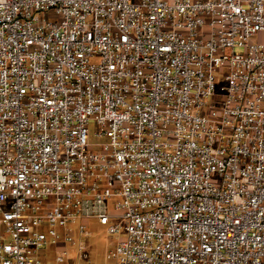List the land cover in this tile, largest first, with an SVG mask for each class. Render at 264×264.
<instances>
[{
  "label": "built area",
  "instance_id": "obj_1",
  "mask_svg": "<svg viewBox=\"0 0 264 264\" xmlns=\"http://www.w3.org/2000/svg\"><path fill=\"white\" fill-rule=\"evenodd\" d=\"M91 223L110 264H264V0H0V264Z\"/></svg>",
  "mask_w": 264,
  "mask_h": 264
},
{
  "label": "rangeland",
  "instance_id": "obj_2",
  "mask_svg": "<svg viewBox=\"0 0 264 264\" xmlns=\"http://www.w3.org/2000/svg\"><path fill=\"white\" fill-rule=\"evenodd\" d=\"M74 239L77 241V237ZM83 242L87 246L83 254L78 252L77 244L67 243V252L63 254L65 258L63 264H110L105 254L107 249L113 246L114 240L107 237L104 227L96 223H91L89 226V235L83 239ZM57 254H62V251L57 252ZM52 256V249L47 248L45 258L49 259L48 262L50 264L53 263V261H50Z\"/></svg>",
  "mask_w": 264,
  "mask_h": 264
}]
</instances>
